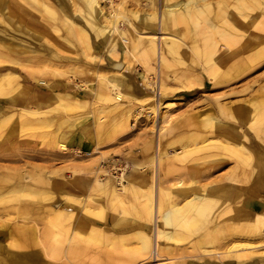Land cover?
Listing matches in <instances>:
<instances>
[{"label": "rangeland", "instance_id": "374dc122", "mask_svg": "<svg viewBox=\"0 0 264 264\" xmlns=\"http://www.w3.org/2000/svg\"><path fill=\"white\" fill-rule=\"evenodd\" d=\"M177 1L187 0L168 3ZM193 1L210 3L213 13L218 8V0ZM99 4L107 14L123 10L127 19L119 22L125 32L120 34L128 40L132 35L128 19L142 34L154 30L160 34L156 21L140 18L158 15L166 0ZM73 5V0H0V78L7 71L2 64L10 61L21 75L18 84L7 85L0 94V216L10 229L2 237L0 233V248L5 246L18 258L35 254L41 264H156L155 258L140 256L141 235H152L146 224H151L149 202L159 186L164 209L172 203L182 205L183 183L192 188L190 194H208L212 208L188 230L182 224L168 227L188 238L178 246L163 239L157 263L245 264L254 258L256 264H264V232L253 230L257 223L264 224V38L233 56L219 38L217 49H210L211 41L201 33L190 34L178 55H168L166 65L152 53L146 56V65L145 56L138 54L129 67L124 62V74H117L123 92L116 95L97 75L111 67L108 43L115 35L105 44L103 36L96 37L88 27L91 52L103 61L86 59L81 41L68 35L67 26L74 27L70 19L86 23ZM254 8L243 6L241 11L255 15ZM136 11L139 19L133 16ZM244 29L237 46L249 41V34H263L264 24L261 30ZM116 42L117 61H122L127 44L117 35ZM32 47L40 51L38 59L24 51ZM80 68L89 72L81 73ZM159 74L169 87L164 92L157 85ZM183 84L190 85L180 88ZM158 105L161 118L156 122ZM100 117L103 123L97 125ZM187 150L182 157L177 154ZM203 156L212 161L197 165ZM99 169L106 170L99 179L113 178L114 187L125 194L116 208L111 190L96 186ZM124 184L130 190H120ZM67 194L75 195L78 205L68 201ZM55 210L63 214L59 216L69 232L57 224ZM119 217L126 220L116 225ZM90 236L98 243L89 241ZM42 245L60 249L68 261L44 256ZM246 245L251 249L245 251ZM170 250L174 254L168 255Z\"/></svg>", "mask_w": 264, "mask_h": 264}, {"label": "bare ground", "instance_id": "6f19581e", "mask_svg": "<svg viewBox=\"0 0 264 264\" xmlns=\"http://www.w3.org/2000/svg\"><path fill=\"white\" fill-rule=\"evenodd\" d=\"M110 1H112V0H110ZM171 1L172 0H166V4L164 6V9L161 10V12L158 15H157V12H154V13H150L148 15V17H145L144 19L142 17H141L142 19L140 18L141 22H145L144 20L151 21V22L156 21L157 23L156 22L155 23L160 29V32H159L160 34H158L155 30L150 32V33L142 34L139 32V30H138L139 28L137 26H135L134 23L128 19V22H129L130 27H131L130 30L132 31V35H131L130 39L128 40L127 38L122 37V34H125V32L121 31V29L119 28L120 20H122L123 18L127 19L126 15L123 14V10H120V11H117L114 13H113V11H111L112 13L107 14L106 12H104L103 8L100 6L99 0H77L76 2H75V0H73L74 11L77 12L78 15L82 19H84V22H86V23H84V24L79 23L80 24L79 25L76 23V21L71 20L70 17H66V19H65L66 25H67L68 19H70L71 25L74 24V27H68L67 26L68 35L73 36V37H78V39L83 44V51L82 52L85 53L84 55H86V59H89L90 61H94V63L99 62V61H103V58L101 56H98V55L93 54L91 52L92 51V47H91L92 45H91L90 41H88L89 38L87 35L88 34V32H87L88 27L93 30L96 37L103 36L102 42H104L105 44L108 43L110 35L112 33H114V35H115L114 38H111L109 43H108V45H109L108 52H109V54L113 60L112 63L117 62L118 57H119L118 56L119 53L117 52L115 46L117 45L116 35L120 36L123 39V41H125L127 44V49L124 51V57L122 59V61L126 63V65H127L126 67H129L131 65V63L133 61L132 57H137L138 54L140 56L143 55V57L145 56L144 59H145L146 65H147L146 56L149 55L150 53L157 56L158 61L161 64L166 65L167 60H168V55H173V56L178 55L180 48L185 43L184 38L189 36L190 34L201 33L205 41H209V40L211 41V44L208 45V47L212 46V48H210V49H217L218 44L220 43V40H222V45L224 46V49L228 50V53H230L233 56L238 54L241 50H244L245 48L250 47L251 45L258 44L264 38V33L262 34V33L255 32L252 35H250V34L248 35V36H251L249 41L242 43V45H240V46H237V44H239V41H240L237 38V36L239 34L244 35L241 33V31H246V29H244V28H247L249 26H253V27H256V28L261 30V28L264 24V20H263L264 19V0H248V1L247 0H218V8L216 11H214V13H213V10L211 9L212 7H211L210 3L206 4L207 6L206 5H199L197 2H194L193 0H187V1L181 2V3L179 1L173 2V3H168ZM233 1L237 2V4H234ZM239 3H241V5H238ZM243 6H245V9H251L252 7L254 8L256 6V10H258V13L255 15L245 14L244 12L241 11ZM137 13H138V11L134 12L133 16L135 18L139 19V15ZM211 13H213L212 16H210ZM236 17H241V18H236ZM224 25H226L227 27H223ZM169 30H173L174 34L170 33ZM167 31H169V32H167ZM120 33H122V34H120ZM102 42L100 41V43H102ZM193 46H195V45H193ZM24 51L27 54H32L33 55L32 59H38V57L36 55H38L37 52L39 50L36 47H32V48L26 49ZM213 52H214V50H212L210 54H213ZM39 54H41V53H39ZM256 54H257V52H256ZM258 57H259V55H258ZM16 62H17V60H16ZM242 62H243V60H242ZM2 67L4 69H7V71L0 78V94L5 93L6 89L4 87H6L7 85L13 87V84H18L19 83L18 80L21 77L20 73L18 72L19 69L15 63L10 61V62H7L6 64H2ZM84 68H80V70L79 69L78 70L81 73H88L89 71L88 70L86 71V69H84ZM75 73H76V71H75ZM159 73H161V69L159 70ZM117 74L118 75L124 74V72L122 69L119 70V69H115L112 67H110L107 70H104L102 72H100V71L97 72L98 76L103 77V79L105 80V84L110 89V91L116 93V95H120L123 91H122L120 82L117 79ZM141 76L143 78H145V75L141 74ZM102 77H101V79H102ZM190 81H192V80H190ZM190 84H187V85L183 84V85H181L182 87L180 86V88H183V86L187 87ZM84 85L87 88L89 86L88 84H85V83H84ZM157 85H158V88L161 89V91L163 90V92L169 88V87H167V85H165L162 82L161 74H159V77L157 80ZM90 91H91V89H90ZM92 91H93V93L95 92L94 90H92ZM6 93H9V92H6ZM135 93H137V92H135ZM95 94H96L95 96H98V97L101 96V95H98L97 92ZM66 95H68V94L66 93ZM108 95L110 97H112L110 95V93H108ZM109 96H107V97H109ZM9 97H10V95H9ZM103 99H106V98L103 97ZM164 107L166 108L167 106H164ZM70 108L72 111L73 110L72 107H70ZM79 108H80V106H79ZM151 108H153V107L151 106ZM156 108H157L155 110V114L157 116L156 122H158V119L161 118V107H160V105H158ZM95 123L97 125L102 124L103 123L102 118L100 117L98 120L95 121ZM245 136L246 135H244V137ZM59 145L63 149H67L66 146H64L65 144L60 142ZM240 149H241V147H240ZM186 152L189 153V150H187L185 152L179 151V152H177V154L181 153L180 157H182V156L186 155ZM239 153H241V152H239ZM158 160H159V156H158ZM209 161H212V158L210 159L208 157L203 156V157H200L198 160H196V164L200 166V165L206 164ZM112 166L114 168H116L117 162L116 161L112 162ZM123 171H124V169H123ZM123 171H122V175H121V180H122L121 182L122 183L126 179L125 172H123ZM103 172H106V170H103V169L97 170V177H95L96 186L99 189H107V190L110 189L111 190V194L113 197L111 199V202H113V204H115V208H116L117 207V204H116L117 200H120L121 198H123V196H125V194H121L120 191H118V189H116L114 187V185L112 183L113 178L109 177V178H107L106 181H102L101 179H99V177H100L99 175ZM157 176H158V173L156 172V177ZM74 185H78V184L75 183ZM180 187H181L180 189L182 190V193H183L182 195L185 199V202L182 205L172 203L171 206L164 209V207L161 204L160 193H159L160 187L159 186H158V189L156 191L157 193L155 195V198L150 199L149 208H148L149 211L147 212V214H148L149 223H151V224H148V223H146V224L149 226L151 225L152 235H148V236L141 235V237H140L141 249H142L140 256L143 258V260H147L149 257H153V258H155V261L159 262L158 260H160L159 257L161 256L160 242L163 239L173 241V244L176 246L180 245L181 242H185L187 240L188 236L185 235V233H181V235H179V234L176 235V234H174L176 232H171L170 230L167 229L168 227H170V226L175 227L176 225L178 226V224H182L183 229L188 230L187 228H189L191 226L193 227L197 222H199V219L203 215H204V217H208V215L206 216L205 214L207 213V211H210L212 208V200L209 198L208 194L205 193V195H201V194H198L196 192L190 194L192 188L190 186H187V185L185 186V184H183V183H181ZM120 190L127 191V190H130V188L127 187L126 184H124V187L120 188ZM133 190L134 189H132V191ZM203 194H204V192H203ZM0 195H1V193H0ZM37 195H39V194H37ZM39 196H41V195H39ZM43 197H45V196H42V198ZM37 198H38V196H37ZM89 199H90V197H89ZM95 199H96V197H95ZM68 201H70L71 203L76 204V205H78V203H79V200L75 195H68ZM85 201H87V199H85ZM140 202H141V200H140ZM142 202H143V200H142ZM83 204H84V202H83ZM121 204H123V202L120 203V205ZM70 206H72V205H70ZM86 206H89V205H86ZM121 208H123V207H121ZM85 209H86V211L89 212V211H91L90 209H92V207L90 209L85 207ZM62 212H64V211H62ZM71 212L69 213L70 216H72ZM138 212H139V210H138ZM55 213H56V210H55ZM100 213H103V210L99 211V213H97V214H100ZM123 214L128 215V213L125 211ZM56 215H57V213H56ZM59 215L62 216L63 214L61 212L58 213L57 216L59 219L56 220L57 224L59 226L67 227L64 224V222L61 220L62 218ZM199 216H201V217H199ZM3 219H5L4 216L3 215L0 216L1 237H2V235H6L7 232H10L9 227L6 226V224H5L6 219L4 220L5 222H3V223L1 222ZM64 219L66 220L67 217H65ZM125 220L126 219L124 217H122V218L119 217V218H117L115 224L120 225V223H124ZM255 220L257 223V221L260 220V217L257 216V218ZM81 224H82V222H81ZM67 228H68L67 232H69V227H67ZM253 230L256 231V233L259 232V234L260 233L262 234L264 232V224L260 225L259 223H257L256 226L253 228ZM189 233H187V234H189ZM207 233H209V232H207ZM142 234H144V233H142ZM205 236H207V235H205ZM202 237H204V236H202ZM73 238L77 239V236L74 235ZM88 240L91 241L92 243L93 242L98 243L99 239L95 236H90ZM200 241H202V238H200ZM0 242H3V240ZM0 246H1V244H0ZM240 246L241 245L239 244V245H236L235 247H240ZM242 247H244V246L242 245ZM248 247L249 246L246 245V248L244 250L248 251L247 250ZM76 250H73L71 252L76 253ZM35 252H33V253H35ZM172 253H173V251L170 250L167 254L171 255ZM15 254H17V253H15ZM15 254H14V252H9L5 246L1 247L0 248V264H41L39 261V258H38L39 256L37 257L35 254L20 255L21 258H18L17 256H15ZM39 254L37 253V255H39ZM41 254H43L44 256H46V257H48L54 261H58L61 258H63V259L65 258V255L62 254L60 249L50 250L45 245H42ZM190 256H195V255H189L186 257H190ZM246 256H248V255H246ZM86 257H87V255H86ZM67 259H66V261H68ZM255 261L256 260L254 258H252L249 261L245 262V264H256ZM157 262H156V264H161V263H157ZM192 262L197 263L196 261H192Z\"/></svg>", "mask_w": 264, "mask_h": 264}, {"label": "water", "instance_id": "95a60500", "mask_svg": "<svg viewBox=\"0 0 264 264\" xmlns=\"http://www.w3.org/2000/svg\"><path fill=\"white\" fill-rule=\"evenodd\" d=\"M124 66L125 64L123 61H117V62L111 63L112 68L119 69V70L123 69Z\"/></svg>", "mask_w": 264, "mask_h": 264}]
</instances>
